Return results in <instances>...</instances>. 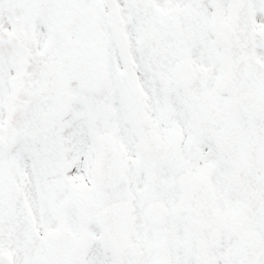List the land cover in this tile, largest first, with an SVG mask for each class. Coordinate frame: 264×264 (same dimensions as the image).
Wrapping results in <instances>:
<instances>
[{
  "label": "snow or ice",
  "instance_id": "6c2138e0",
  "mask_svg": "<svg viewBox=\"0 0 264 264\" xmlns=\"http://www.w3.org/2000/svg\"><path fill=\"white\" fill-rule=\"evenodd\" d=\"M0 264H264V0H0Z\"/></svg>",
  "mask_w": 264,
  "mask_h": 264
}]
</instances>
